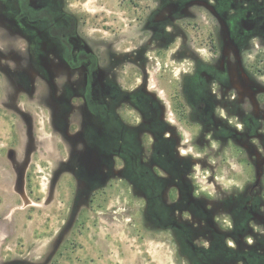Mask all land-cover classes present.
Masks as SVG:
<instances>
[{
	"label": "flooded vegetation",
	"instance_id": "af4514ba",
	"mask_svg": "<svg viewBox=\"0 0 264 264\" xmlns=\"http://www.w3.org/2000/svg\"><path fill=\"white\" fill-rule=\"evenodd\" d=\"M73 7L0 0L26 154L48 144L43 123L50 188L68 181L61 236L123 186L182 264H264V0H112L92 38Z\"/></svg>",
	"mask_w": 264,
	"mask_h": 264
},
{
	"label": "rangeland",
	"instance_id": "374dc122",
	"mask_svg": "<svg viewBox=\"0 0 264 264\" xmlns=\"http://www.w3.org/2000/svg\"><path fill=\"white\" fill-rule=\"evenodd\" d=\"M70 2L92 38V18L105 16L112 0ZM105 31L94 34L105 37ZM6 47L1 32L0 49ZM10 87L0 70V264H182L169 237L143 221L138 199L123 186L113 185L97 194L75 217L73 228L61 236L69 221L66 203L71 193L66 179L50 188L57 140L43 123L37 124L43 128L38 135L48 144L27 156L24 124L11 109ZM19 105L29 113L40 110L37 103ZM23 160L31 165L28 189Z\"/></svg>",
	"mask_w": 264,
	"mask_h": 264
}]
</instances>
